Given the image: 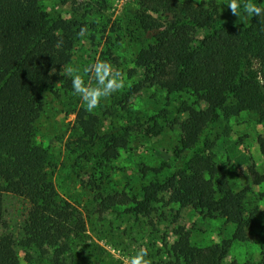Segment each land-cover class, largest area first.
<instances>
[{
	"label": "rangeland",
	"instance_id": "rangeland-1",
	"mask_svg": "<svg viewBox=\"0 0 264 264\" xmlns=\"http://www.w3.org/2000/svg\"><path fill=\"white\" fill-rule=\"evenodd\" d=\"M140 1L41 0L47 13L45 27L61 19L71 28L56 33L57 46L65 57L52 70L51 83L43 92L35 142L48 150L51 180L73 229L56 242L25 247L28 205L5 194L0 199V235L11 236L20 264H54L55 260L58 264H79L81 255L85 256L82 264H126L139 248L147 250L151 264H186L171 251L179 231L186 232L190 244L198 248L229 241L224 264L264 263V200L259 196L264 186L254 185L250 175V169L264 174V152L258 145V139L264 137V123L253 113L220 116L201 135L194 150L200 152L211 144L215 160L233 188L247 189L245 207L255 222L248 241L233 240L235 226L226 223L223 213L210 215L192 205L170 203L167 194H159L146 214L128 211L132 202L140 199L142 186L152 179V170L161 169L165 175L177 162L183 137L180 125L187 118L180 111L195 101L186 93L169 94L158 86L133 93L143 78L140 52L152 42L135 19ZM177 1L194 8L210 7L215 11L214 27L242 26L250 19L242 5L240 16L232 15L226 0ZM252 2L264 6V0ZM85 27L87 32L80 36ZM210 31L197 29L194 37L200 40ZM97 59L119 69L124 86L90 113L73 94L71 78L61 73L66 66L75 67L87 83L89 76L83 69ZM115 137H124V145L114 146ZM117 193L131 202L101 209L102 199ZM76 220L82 221L77 224ZM80 226H84L83 232L76 233ZM86 246L99 249L90 254Z\"/></svg>",
	"mask_w": 264,
	"mask_h": 264
},
{
	"label": "trees",
	"instance_id": "trees-1",
	"mask_svg": "<svg viewBox=\"0 0 264 264\" xmlns=\"http://www.w3.org/2000/svg\"><path fill=\"white\" fill-rule=\"evenodd\" d=\"M257 5L264 7L260 2ZM214 17L210 7L194 8L177 0L139 3L135 19L152 42L140 52L143 78L133 93L158 86L169 94L186 93L195 101L180 111L187 118L180 125L183 137L177 162L165 175L161 169H153L152 179L142 186L140 199L128 211L146 214L159 194H167L170 203L192 205L210 215L223 213L226 223L235 226L233 240L245 242L255 225L245 207L247 189L233 188L216 162L211 144L200 152L194 150L201 135L220 116L233 118L250 112L264 123V24L259 17H250L242 26L214 27ZM46 19L41 0H0V199L10 194L26 201L25 247L56 242L73 229L51 180L48 150L35 142L43 92L51 83L52 70L65 57L57 46L56 33L71 31L61 19L45 27ZM204 28L211 31L196 40L195 31ZM153 126L159 133L157 124ZM112 141L120 146L125 138ZM258 145L264 152V137L258 139ZM146 173L144 169L145 178ZM250 175L254 185L264 186V174L250 169ZM259 196L264 200V191ZM130 202L117 193L103 198L100 207L115 209ZM81 221L76 220L77 224ZM83 229L80 226L76 233ZM176 235L171 246L176 259L186 264H224L229 241L198 248L190 244L186 232ZM86 248L90 254L99 249ZM84 258L79 257V264ZM0 264H20L9 235H0Z\"/></svg>",
	"mask_w": 264,
	"mask_h": 264
},
{
	"label": "clouds",
	"instance_id": "clouds-1",
	"mask_svg": "<svg viewBox=\"0 0 264 264\" xmlns=\"http://www.w3.org/2000/svg\"><path fill=\"white\" fill-rule=\"evenodd\" d=\"M225 5L230 9L232 15L238 17L241 14L242 5L243 11L248 17H259L260 22L264 24V7L258 6L252 0H226ZM86 32L87 28H82L79 35L84 36ZM83 71L89 76L87 83L79 74L78 69L72 66H66L61 75L71 78L73 94L80 97L85 110L90 113L99 106L101 100L109 98L124 86L122 72L108 61L97 59ZM147 256V250L139 248L135 255L128 257L126 264H151V261L146 258Z\"/></svg>",
	"mask_w": 264,
	"mask_h": 264
}]
</instances>
